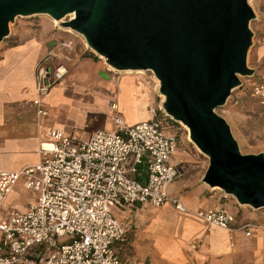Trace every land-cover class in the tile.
<instances>
[{"label":"built area","instance_id":"obj_1","mask_svg":"<svg viewBox=\"0 0 264 264\" xmlns=\"http://www.w3.org/2000/svg\"><path fill=\"white\" fill-rule=\"evenodd\" d=\"M73 48V40L63 39L37 59L29 101L37 115L48 114L45 98L67 74L58 55ZM247 81L250 96L264 105V72H254ZM167 117L154 114L129 125L116 114L111 130L94 131L85 140L54 128L45 141L50 148L40 145L39 162L0 171V264H137L117 254V245L126 241L127 223L114 209L148 203L186 210L167 189L179 175L171 161L178 139ZM19 180L34 199L4 220L5 201ZM195 214L207 229L264 233L261 223L236 224V215L222 206Z\"/></svg>","mask_w":264,"mask_h":264},{"label":"water","instance_id":"obj_2","mask_svg":"<svg viewBox=\"0 0 264 264\" xmlns=\"http://www.w3.org/2000/svg\"><path fill=\"white\" fill-rule=\"evenodd\" d=\"M45 14L117 71H150L162 111L208 158L201 182L264 207V153H242L216 109L251 76L248 0H0V42L17 16ZM68 16V19H64Z\"/></svg>","mask_w":264,"mask_h":264},{"label":"crops","instance_id":"obj_3","mask_svg":"<svg viewBox=\"0 0 264 264\" xmlns=\"http://www.w3.org/2000/svg\"><path fill=\"white\" fill-rule=\"evenodd\" d=\"M262 19L252 28L251 60L256 72H264V15ZM69 38L66 31L43 29L38 36L0 49V171L18 170L39 162L40 145L49 140L51 129H61L78 140L87 139L93 130L76 125L71 118L74 111L84 112L90 118L106 114L110 130L116 114L129 125L155 114L154 95L144 83L116 76L102 67L93 75L84 70L91 63L86 58L79 62L77 70L51 88L45 98L48 114L37 115L29 105L34 97L35 63L48 45ZM75 49L76 43L69 54L58 55L66 67L77 59ZM177 150L172 163L187 164H183V171L178 166L179 175L167 189L186 210L171 204L152 209L148 203L114 209L115 215L127 223L126 241L117 245L118 256L137 264H264V233L254 230L245 236L241 230L217 226L207 229L195 214L197 210L228 202L222 204L217 189L211 190L200 182L207 159L198 153L179 155ZM21 193L26 194L22 201ZM33 199L34 192L19 180L5 201L3 219H8L13 210H25ZM233 207L234 211H230L236 215V224L264 225V210ZM168 209L170 213L165 212ZM130 212L135 216L127 219ZM145 223L151 226L138 229Z\"/></svg>","mask_w":264,"mask_h":264},{"label":"rangeland","instance_id":"obj_4","mask_svg":"<svg viewBox=\"0 0 264 264\" xmlns=\"http://www.w3.org/2000/svg\"><path fill=\"white\" fill-rule=\"evenodd\" d=\"M251 7L255 12V18L250 20V28L252 30L255 22H262V15H264V0H251L250 2ZM64 19H68L66 16ZM64 29L58 26L55 22L50 20L44 14H36L31 16H17L15 17L14 21L9 23V34L7 37L3 38L0 42V49L5 45H11L26 39L33 38L34 36H38L40 31L43 29ZM67 35L70 36L69 39L73 40L76 43L75 54H77V60H72L67 67V74H71L75 70H77V66L79 62L85 61L86 58H90V65L84 68L85 71L90 72L93 75H97L99 71V67L104 68L106 71L115 74L116 76L125 77L127 79H134L136 81L142 82L145 84L147 88L154 95V104L156 106L155 115L158 117H163L164 112L161 109L160 102H161V94L158 91V80L157 83L154 80L155 77L152 75L150 71H142L140 73L135 72H125V71H117L112 69L108 66L104 59L98 56L95 52H93L89 47L84 45L80 36L76 33L66 32ZM57 42L54 41V44L51 43L48 45L47 49L54 47ZM252 45L248 49L247 54V65L249 68L252 67V60H251V49ZM93 60H92V59ZM102 65V66H101ZM98 67V68H97ZM256 72V71H255ZM120 77V78H121ZM241 83L243 86L235 87L230 95L228 96L226 102L216 109V113L223 116L225 120L228 122L231 132L236 139L239 149L242 153H264V105L259 104L253 97L250 96L249 88L246 85L248 83L247 79L248 76H239ZM71 118L73 121L76 122V125H81L85 127L87 130H110L109 127V119L106 114H101L97 118H90L84 114V112H72ZM167 122L169 124V129L173 132L177 139H178V154L179 155H193L199 154L200 157H204L207 159L208 165V158L203 153H201L196 146L189 140L188 138V130H186L182 125L167 117ZM196 158V156H195ZM195 163V161H193ZM183 164H187L186 162H179L178 166L181 171L184 170ZM206 165V167H207ZM206 169V168H205ZM205 171V170H204ZM204 173V172H203ZM201 182V181H200ZM208 187V186H206ZM209 189H217L219 193V199L222 204L228 202L226 205H221L224 208L231 209L234 211L233 206L237 207H247L249 209H254L247 205H240L236 202V200L229 195L223 193V191L219 188H210ZM25 193H21L19 198L22 201L25 197ZM222 195V196H221ZM149 208L156 209L153 206H148ZM256 211H263L264 207L254 209ZM146 211V210H145ZM166 213H170V210H166ZM146 215H149L145 212ZM135 216L130 212L127 214V219H130L132 216ZM168 216V214H167ZM151 226L148 223L140 224L138 229L148 228Z\"/></svg>","mask_w":264,"mask_h":264},{"label":"bare ground","instance_id":"obj_5","mask_svg":"<svg viewBox=\"0 0 264 264\" xmlns=\"http://www.w3.org/2000/svg\"><path fill=\"white\" fill-rule=\"evenodd\" d=\"M248 2L250 3L251 2V0H248ZM45 15V14H44ZM45 16H47V15H45ZM50 20H52L53 22H57L55 19H53V18H51V17H49V16H47ZM64 31H66V32H70V33H76V32H74L73 30H71V29H69V28H65L64 29ZM77 34V33H76ZM79 35V34H78ZM80 36V38H81V40H82V42L84 43V45H86V43H85V41H84V39H83V37L81 36V35H79ZM125 72H135V73H140V72H142V70H125ZM155 81H156V83H157V80H156V78L154 79ZM181 125H182V127H184L186 130H188V128L184 125V124H182L181 122H179ZM189 138V137H188ZM43 146L44 147H46V148H50V145L49 144H47L46 142H44V144H43ZM197 148V147H196ZM198 149V148H197ZM199 150V149H198Z\"/></svg>","mask_w":264,"mask_h":264}]
</instances>
